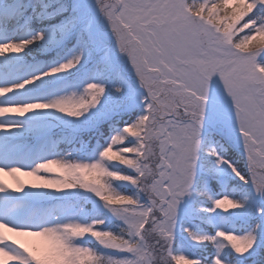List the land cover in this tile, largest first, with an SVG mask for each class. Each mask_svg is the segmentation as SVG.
Listing matches in <instances>:
<instances>
[{
    "label": "snow or ice",
    "instance_id": "6c2138e0",
    "mask_svg": "<svg viewBox=\"0 0 264 264\" xmlns=\"http://www.w3.org/2000/svg\"><path fill=\"white\" fill-rule=\"evenodd\" d=\"M0 264H264V0H0Z\"/></svg>",
    "mask_w": 264,
    "mask_h": 264
}]
</instances>
